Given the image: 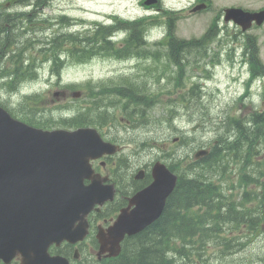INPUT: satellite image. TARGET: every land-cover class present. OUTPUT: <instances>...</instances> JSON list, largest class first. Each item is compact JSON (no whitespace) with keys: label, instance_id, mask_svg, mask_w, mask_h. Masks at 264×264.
Masks as SVG:
<instances>
[{"label":"rangeland","instance_id":"rangeland-1","mask_svg":"<svg viewBox=\"0 0 264 264\" xmlns=\"http://www.w3.org/2000/svg\"><path fill=\"white\" fill-rule=\"evenodd\" d=\"M171 1L167 0L166 2ZM187 1L185 0L183 3H187ZM0 2L6 11L30 8L20 4L18 0H0ZM214 2L216 9L213 13L199 14L180 21L182 23L177 25L176 34L180 38L188 39L201 37L207 30L210 18L222 6H243L249 9H257L264 5V0H214ZM40 10L42 16L48 19V23L44 25V27L46 26L45 29L39 33L41 32V35L47 38H53L55 35L67 31H74L85 36L92 33L97 27L96 22L115 24L116 15L135 19L137 16H142L148 12L139 3V0H51L50 5L42 7ZM63 15L69 16L65 22L61 20ZM155 25H151V29ZM228 25L225 31L223 30L224 35L215 39L210 45L211 54L221 55L222 60L212 61L210 55L203 56L198 51L188 52L185 62L188 63L187 69L190 74L186 80L185 89H175V82L172 81L173 78L170 74L165 76L163 79L165 85L173 88L174 91L165 93L163 95L164 103L158 104L155 109H151L152 123L144 126L135 119L134 125L128 130L124 127L118 128V135H121L131 146H137L139 142L148 139L149 143L154 146L149 147L151 154L160 156L169 162L181 159L183 166L179 167L180 172L191 174L187 167L196 160V151L208 148L210 143L224 132V121L229 118L230 114L242 116L248 114L253 108H264V77L254 80L251 84V94L242 98L246 82L250 77V65L245 61L247 55L244 50V34L240 33V27L235 24L228 23ZM224 26L226 27L227 24ZM128 32V30H123L117 36L125 37ZM249 33L257 35L258 44L261 48V59L264 63V24L262 27H254ZM158 34L160 38L164 37L163 31L160 30ZM148 46L152 50H160L162 54H167L163 45L149 42ZM63 57H66V54H63ZM95 58L91 64L86 65L69 57L68 62L61 69L60 76H57V73L53 71L52 61H44L45 63L37 71L38 80L34 81L29 75H26L24 77L26 82L24 78L21 79L17 89L9 87L8 84L3 83V80H0V102L15 109L19 118L24 116L23 110L30 108V106H39L40 115L49 119L52 116L60 119L63 114V107L71 106L76 112L81 109L82 103H84L82 99L84 97L77 99L74 97V92H71L66 98L61 95L54 96L53 93L60 90V87H65L68 83L76 84L78 85L76 89L85 91L88 81L83 80L92 75L100 80V78L112 74L123 75L125 73L132 74V72L138 74V72L149 69L162 68L169 62L165 56L163 59L160 57L158 59L152 55L146 58L140 55L127 58L100 55ZM219 61L220 63L216 65ZM142 80L145 78H141L140 82ZM58 81L61 83L58 84ZM34 82L36 85H33ZM194 82H198L196 90L199 92V97H193L190 101L181 99ZM27 87L29 89H26ZM20 89L26 90L22 93ZM165 89L163 88V90ZM25 94L36 95L39 104L30 99L27 100ZM92 100L94 101V99ZM110 110L117 109L110 108ZM97 111L98 109L94 110L95 113ZM121 115L119 114L116 124L121 123ZM170 116H172V120H169ZM196 124H199V127L194 130ZM181 134L185 135V139L180 142ZM175 137H179L178 141H174ZM173 151H176L174 155H172ZM254 161V164H259L264 168V147L256 152ZM195 167L207 176L212 175L202 164L195 165ZM237 168L238 164H231L229 171L217 176V181L223 179L225 185L231 189L229 192L235 190L233 186L238 178L236 175V172L238 173ZM253 187L260 189V184L253 185ZM239 191L240 188H237L234 192ZM241 191L243 190L241 189ZM229 232L230 229L227 230V233ZM248 232L246 227L236 230V233L241 235V240H249L248 244L240 250L235 248L222 253L221 246L212 242L207 252L210 255L209 262L211 264H264V224L258 235L247 236ZM91 243L92 238L87 241L88 248ZM152 258L155 256L153 255ZM199 263L201 261L197 259L189 264Z\"/></svg>","mask_w":264,"mask_h":264},{"label":"trees","instance_id":"trees-1","mask_svg":"<svg viewBox=\"0 0 264 264\" xmlns=\"http://www.w3.org/2000/svg\"><path fill=\"white\" fill-rule=\"evenodd\" d=\"M18 1L20 4L30 6L31 9L20 10L17 13L0 10V80L9 87L16 88L17 83L26 75L31 74L30 77H35L38 65L46 60L51 59L53 69L59 71L65 62L61 58V53L80 62L90 60L95 54L146 55L142 53L141 48L145 42L144 32L153 23L147 22L145 17L130 21L117 16L118 21L115 24L96 22L98 26L85 36L80 33L64 32L53 38H47L39 33L48 23V19L42 16L40 9L50 5L51 0ZM173 17L168 19L170 38L167 53L170 60L181 64L180 71L174 74V79L179 82L184 77L185 64H182V61L186 57L185 53L198 51L205 56L211 54L209 44L211 40L217 38L218 28L214 25L201 38L179 39L175 34ZM67 20V16H62V21ZM124 29L131 31L125 37V46L119 48L117 42L113 40V35ZM243 41L245 53L252 64L253 74L263 73L264 65L259 58L256 37L246 35ZM154 55L160 57L159 52H155ZM213 55L214 58L217 56V54ZM167 70H171L170 66H167ZM197 85L190 87L181 99L190 101L193 97H199ZM119 95L127 97L132 104L140 102L142 98L140 96L142 94L128 87L102 86L100 91L92 95L94 97V101H91L92 107L88 108L86 114L83 112L78 117L93 116L104 120L116 117L117 110L110 108H117ZM144 102L149 105L148 99ZM96 109H98L97 113L94 112ZM232 114L224 121L225 130L217 138L210 153L200 159L202 166L212 175H205L194 167L196 163H193L192 175L180 178L158 222L141 234L130 237L124 244L122 253L115 257L111 264H169L172 259L168 256V251L172 248L171 242L175 240H181L180 249L173 247L180 254L181 264L195 251L204 248L207 240L211 239L215 242L221 238L225 240L226 238L221 234L227 227L232 225L238 228L243 223H248L250 228L254 229L264 221V180H262L264 168L254 164L256 152L264 147V110H255L247 119ZM23 118L31 123H42L36 122L33 109L25 110ZM47 122L45 126L61 123L53 119ZM180 163L181 161L172 169L177 170ZM235 163L238 164V173L236 172L238 178L233 187L236 188L237 185V188H244L241 202L237 194L234 196L224 194L222 183H215V178L212 179L217 174L229 171L230 165ZM256 183L261 184L260 191L250 188ZM254 197L258 199V206L254 208L243 206L251 202ZM231 242L229 240L224 244L230 246ZM153 255L155 258H152Z\"/></svg>","mask_w":264,"mask_h":264},{"label":"water","instance_id":"water-1","mask_svg":"<svg viewBox=\"0 0 264 264\" xmlns=\"http://www.w3.org/2000/svg\"><path fill=\"white\" fill-rule=\"evenodd\" d=\"M155 2L147 0V4ZM231 19L247 29L254 20L258 24L264 21V11L228 8L226 20ZM115 149L96 129L38 128L13 117L0 105V221H5L6 238L21 235L28 244L33 240L46 253V264H60L61 258L51 257L48 247L53 242H77L86 237L88 214L113 198L112 189L93 176L90 159ZM207 152L201 150L196 156ZM84 173L92 178L88 185L76 177ZM49 175L59 177L49 179ZM176 178L169 167L158 162L152 184L132 198L108 233H98L102 251L119 254L126 233L137 234L158 220ZM44 237L50 240H39ZM9 245L12 243L6 240V247Z\"/></svg>","mask_w":264,"mask_h":264},{"label":"flooded vegetation","instance_id":"flooded-vegetation-1","mask_svg":"<svg viewBox=\"0 0 264 264\" xmlns=\"http://www.w3.org/2000/svg\"><path fill=\"white\" fill-rule=\"evenodd\" d=\"M205 1L207 3L206 10H211L213 0H190V2H187L185 5H182L183 1L180 0L175 6L168 7V9L173 14L180 15V17H182L181 20H184L189 16L201 13L200 9L195 10L194 7L198 3ZM139 3L145 9H151V12L154 13L165 10L164 0H159L152 5H147L145 0H139ZM188 8L190 12L186 11ZM167 33L168 26L166 25V35ZM140 89H143V85H141ZM87 93H89L88 90ZM80 121L87 125L85 120ZM126 123L130 124L131 120L127 119ZM74 127L76 126H71V128ZM97 127L105 139L118 142L116 129L110 121ZM120 144L122 148L117 153L104 154L101 157L90 160L94 168L93 173L96 175L97 179L100 180L98 183L104 187L113 188V199L107 200L98 211L94 210L89 215L91 227L90 235H88L86 239L76 243L67 240L61 243L54 242L48 248V253L51 255L62 256L66 259L65 262H69L70 264H111L112 260L115 258L106 257L107 254H103L101 255L102 259H100L99 250L101 243L97 237L99 229L106 231V229L117 220L121 212L130 205L131 199L153 181V165L155 161L158 160V156L151 154V150L141 152L139 146L131 148L126 143ZM141 170H143V175L139 176V171ZM83 180L84 184H88L91 179L89 176H85ZM4 224V220L2 222L0 221V264L47 263L48 257L43 250H38L35 247H25V240L17 236L7 239ZM130 237L131 236L126 235L123 239L121 243L122 250L124 244ZM90 238H92V243L88 248L87 241ZM6 240L10 241L12 246L9 245V247H6ZM163 255L164 254H162V257ZM65 262L63 264H65Z\"/></svg>","mask_w":264,"mask_h":264},{"label":"bare ground","instance_id":"bare-ground-1","mask_svg":"<svg viewBox=\"0 0 264 264\" xmlns=\"http://www.w3.org/2000/svg\"><path fill=\"white\" fill-rule=\"evenodd\" d=\"M145 33V32H144ZM230 133V132H229Z\"/></svg>","mask_w":264,"mask_h":264}]
</instances>
